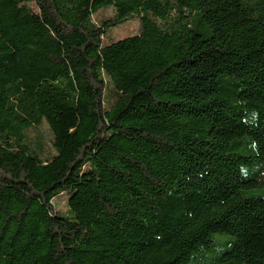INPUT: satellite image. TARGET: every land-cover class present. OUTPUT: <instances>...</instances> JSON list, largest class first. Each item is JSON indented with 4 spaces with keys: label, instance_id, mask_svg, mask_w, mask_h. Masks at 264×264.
<instances>
[{
    "label": "trees",
    "instance_id": "16d2710c",
    "mask_svg": "<svg viewBox=\"0 0 264 264\" xmlns=\"http://www.w3.org/2000/svg\"><path fill=\"white\" fill-rule=\"evenodd\" d=\"M256 188L264 0H0V264H264Z\"/></svg>",
    "mask_w": 264,
    "mask_h": 264
},
{
    "label": "rangeland",
    "instance_id": "374dc122",
    "mask_svg": "<svg viewBox=\"0 0 264 264\" xmlns=\"http://www.w3.org/2000/svg\"><path fill=\"white\" fill-rule=\"evenodd\" d=\"M114 12L115 10L112 6L107 7L97 12L94 15V20L97 23H99L104 18L113 17ZM140 26H141L140 19L137 16L124 19L123 21L119 22L117 25H113L108 29L105 37V42L110 43L111 41H115L124 37L135 35L139 32ZM108 92L110 93V90H108ZM110 102L111 99L108 96L107 103L110 104ZM29 132L34 142L39 138V136H42V140H44L48 144L47 153L50 154L52 152V147L50 142L51 135L46 124H43L40 128L37 129L33 128ZM252 170L253 171L257 170V167H254ZM249 192L255 195H264V188L251 189ZM55 204L57 210L60 213H64V214L67 213L68 205H67L66 195H62L58 197L56 199ZM231 239H233V236L229 234H221V233L216 234L215 235L216 245L207 251L199 252L198 254L193 255L188 264H210L221 253V250L224 248V241Z\"/></svg>",
    "mask_w": 264,
    "mask_h": 264
}]
</instances>
